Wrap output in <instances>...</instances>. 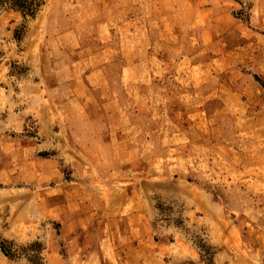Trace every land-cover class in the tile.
<instances>
[{
  "label": "rangeland",
  "instance_id": "374dc122",
  "mask_svg": "<svg viewBox=\"0 0 264 264\" xmlns=\"http://www.w3.org/2000/svg\"><path fill=\"white\" fill-rule=\"evenodd\" d=\"M0 144V264H264V0H0Z\"/></svg>",
  "mask_w": 264,
  "mask_h": 264
},
{
  "label": "crops",
  "instance_id": "0c3cea01",
  "mask_svg": "<svg viewBox=\"0 0 264 264\" xmlns=\"http://www.w3.org/2000/svg\"><path fill=\"white\" fill-rule=\"evenodd\" d=\"M8 141H10L9 139H7ZM23 142V143H22ZM20 146L18 147V151L20 155H27L29 153L30 147L27 144L26 140H21L20 142ZM23 144V145H22ZM0 152H4L5 149V144H0ZM19 166H21L20 162H18ZM7 164L3 162V164H0V175H3L6 173V170L8 169ZM56 171V169L54 170ZM58 175V174H57ZM61 191V190H59ZM76 221L77 225H76ZM83 229H86V224L88 223L87 221H91V220H83ZM68 225H71L72 223H74L76 225L77 228H80V223L81 220H67ZM102 224H105L106 228H105V233L104 235H101L99 240L100 241H111L113 244L115 243V238H114V230L111 228L113 225H117L119 224V228L117 227L116 229V233H117V241H131V245H130V249L125 250V249H113V255L112 256V261L110 263L107 264H139L140 263V244L139 242L136 243L137 241L135 239H137L138 241H140V224L144 227V220H101ZM126 224H128L130 230H127V228H125L122 233L124 234V236H122V234L118 233L119 229H121L123 226H126ZM111 226V227H110ZM145 231L147 232V228H144ZM135 231V232H134ZM93 233L88 232L87 230H85V232H83V234L81 236H76V238H72V242L76 241V240H85L87 241L88 239L91 238V235ZM120 234V235H119ZM146 234V233H145ZM146 236H148V233L146 234ZM90 237V238H89ZM149 238V236H148ZM119 239V240H118ZM144 239V237H143ZM142 239V240H143ZM85 245V244H84Z\"/></svg>",
  "mask_w": 264,
  "mask_h": 264
}]
</instances>
